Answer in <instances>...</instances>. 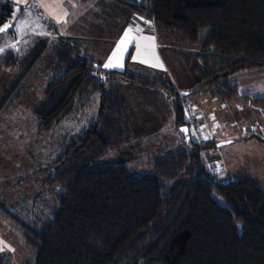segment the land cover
Segmentation results:
<instances>
[{"label":"trees","instance_id":"1","mask_svg":"<svg viewBox=\"0 0 264 264\" xmlns=\"http://www.w3.org/2000/svg\"><path fill=\"white\" fill-rule=\"evenodd\" d=\"M98 3L125 25L138 12L174 44L196 48L194 92L203 90L221 101L250 99L264 108V97L241 95L231 79L243 70L264 71V0ZM14 11L11 1L0 0V28ZM53 32L51 46L43 39L23 59L12 51L0 55L6 69L29 70L40 63L41 72L50 75L39 89H31L36 130L51 131L97 95L98 112L81 132L64 136L59 152L42 169L48 191L56 194L57 206L48 218L33 214L32 224H26L20 217L30 219L27 210H0L20 227L29 254L23 264H264V182L224 179L211 169L203 154L219 141L200 143L186 136L187 148L152 157V170L141 176L124 163L98 160L135 135L121 80L164 89L177 124L190 127L185 93L164 80L105 69L106 53ZM0 91L1 113L14 96ZM252 136L263 140L243 137ZM41 197L31 201H47L48 208L51 199ZM8 261L7 254L0 255V264Z\"/></svg>","mask_w":264,"mask_h":264},{"label":"rangeland","instance_id":"2","mask_svg":"<svg viewBox=\"0 0 264 264\" xmlns=\"http://www.w3.org/2000/svg\"><path fill=\"white\" fill-rule=\"evenodd\" d=\"M8 1L15 5V11L11 21L7 22L11 26L6 31L0 32V49H2L0 55L12 51L16 53L18 59L25 58L43 39H48L51 46L56 38L54 29H57L59 35L63 37L83 39L94 53L107 54L123 26L122 20L117 15L111 16L103 11L98 3L99 0ZM42 4L45 6H41ZM48 6L55 9L54 14ZM20 8H23L21 14ZM61 17L66 22H57ZM141 17L143 15L136 12L134 19L131 20H139ZM21 21L24 22L22 26H20ZM146 22L147 25H154L153 20L149 18H146ZM134 24L138 25L136 22ZM155 30L161 41H170L165 35L160 34L157 28ZM163 53L166 58L172 55L166 48L163 49ZM196 53V48L179 45L178 58L182 59V64L181 69L175 71H181L179 76L182 75L183 79L191 73L195 75L193 65ZM39 64L29 70L26 67L10 70L0 64V89L3 90L4 97L10 91H13L11 93L14 96L0 113V210H6L4 207L12 212H16L18 208L27 210L31 214L30 219L26 216L20 217L26 224H32L33 214L43 212L48 218L50 211L57 206L56 194L54 197L48 191L45 172L42 169L59 152V144L62 143L64 136H74L81 132L98 112L99 96L97 95L86 104V107L79 108L74 116H69L47 133H39L36 130L31 108L35 95L31 89H39L42 79L46 80L50 76L41 72L43 66ZM145 74L155 77L154 73L145 72ZM262 74L264 71L243 70L233 74L231 79L239 84L238 91L241 95L247 93L246 95L250 97H264V77L260 76ZM139 84L135 85L139 87ZM194 86L196 87L197 84L195 83ZM194 90L195 88L184 94L183 99L185 103L190 101L195 105L197 112L194 113L200 114L198 119L203 123L206 133L213 134L214 139L206 142L226 140H221L220 137L223 135L232 136L228 137L232 142L210 147L204 152L203 158L206 164L209 157L215 158L219 165L214 171H219L224 179L244 176L264 182V108L252 103L250 99L221 101L214 99L209 92L203 90L194 92ZM141 91L136 92L135 97L132 93L134 98L132 101L128 99L135 135L98 157L99 161L110 164L124 163L137 176L152 170V157L187 148L185 133L175 121L170 108L171 98L168 101L170 104H165L159 92ZM203 95L206 104L201 100ZM38 96L41 97V94ZM205 107L211 108L207 110L210 115L205 112ZM188 117L187 111L185 118ZM207 128L210 131H207ZM193 132L190 126L189 136L192 137ZM246 135H259L263 140L254 136L243 137ZM37 196H42L40 200L46 197L51 199L48 208L47 201L38 203L31 201L32 197ZM218 200L221 204H225L220 197ZM33 202L37 203L36 207ZM13 221L11 217L6 218L0 212V242H2L0 255H8V264H23L29 259L28 248L22 238L20 227ZM34 226L40 228L39 224Z\"/></svg>","mask_w":264,"mask_h":264},{"label":"crops","instance_id":"3","mask_svg":"<svg viewBox=\"0 0 264 264\" xmlns=\"http://www.w3.org/2000/svg\"><path fill=\"white\" fill-rule=\"evenodd\" d=\"M143 17L139 18V20H131L132 22L130 21L131 23L129 22L126 25H124V23H123V26H121L120 32L118 33V36L115 38L113 44L109 48L110 50L106 54L103 66L108 62L109 57L112 56L113 51L116 49L117 42L122 37L124 31L127 30L129 27L133 28L134 31L132 34L134 36L154 37V44L152 45V49H151L152 55H143V56L137 57L135 42H133V43L127 45L126 50L123 53L119 54L120 60L122 63V67H112V68H105L104 67V68L108 69V70H124V69H127L130 73H133L135 75H141V76H147L145 74V72L154 73V75H155L154 78H152L150 76H147V77L155 79V80H164V81L174 85L182 93L186 94L187 92H190V90L195 88L194 84L195 83L197 84V82L195 80L196 79L195 75L193 73H191V75H189L186 79H183L182 75H181V77L179 76V74L182 72L179 70L175 71V69H181V64H182V59L178 58L179 57L178 56L179 45H175L168 40L167 41H161L159 39V36H158L156 30H155L156 29L155 24L153 26H151L152 24H149V25H147L148 23L145 24L146 18L144 17L145 19H143ZM132 19H134V18H132ZM134 22L138 23V25H135ZM136 29H142L143 31L139 32V31H136ZM142 43H145V42L142 41ZM164 48H166L168 50V52L172 54L171 56L168 55L167 56L168 58H166V56L163 53ZM131 49H133L132 56H131L129 63L126 64V59L129 55V52ZM133 57H137V58L133 59ZM142 60H147L148 62L147 63L141 62ZM152 64L162 65V67L161 66H155L154 67V66H151ZM131 68H132V70H130ZM164 76H165V78H162ZM260 76L264 77V74H262ZM135 84H139V83L138 82H131L128 80H121L120 81V88H121V91H122L126 101H127L128 107H129V100L132 101L134 99V98H132L133 97L132 93L134 94V97H135V93L141 91V89H143L142 91L147 90V92H159L158 94H160V97L163 100V102L165 104H170L168 102L169 97H168L167 93L164 92L165 91L164 89H163V91L160 88L159 89H151V88H155V87H148V86L143 85L141 83L139 84L140 86L137 87V85H135ZM238 86H239V84H238ZM244 94H247V93H244ZM214 99H216V98H214ZM197 100H199V99H197ZM201 100H203L204 103L206 102V98H204V95L201 97ZM170 106H172V104H170ZM170 108L172 109V114L174 117L173 108L172 107H170ZM210 109H211L210 107L208 109H206V107H205L204 110H206L205 112L208 113V111ZM129 112H130V110H129ZM211 117H214V116H211ZM206 130L210 131L209 128H207ZM228 137H232V136L231 135H228V136L223 135L220 138L222 140V139H228Z\"/></svg>","mask_w":264,"mask_h":264},{"label":"snow or ice","instance_id":"4","mask_svg":"<svg viewBox=\"0 0 264 264\" xmlns=\"http://www.w3.org/2000/svg\"><path fill=\"white\" fill-rule=\"evenodd\" d=\"M45 6V5H41ZM50 9L53 11V14L55 13V9L52 8L51 6ZM56 7H59V5H56ZM64 16H67V13H64ZM57 22H66L63 20V17L57 20ZM23 21H21V25H23ZM147 23V22H146ZM7 27L9 25H6L4 28H0V32L6 31ZM133 28L129 27L127 30L124 31L122 37L119 39V41L116 44V49L113 51L112 56L109 57L108 62L104 65L105 68H112V67H122V63L120 60L119 54L123 53L126 50L127 45L135 42V47H136V52H137V57L143 56V55H152V45L154 44V37H143V36H134L133 33ZM136 31L142 32V29H136ZM145 42V43H142ZM2 51V49H0ZM137 57H133V59H136ZM141 62L147 63V60H142ZM151 66H161L158 64H152ZM214 118V117H213ZM182 131H186L185 129H182ZM2 243V242H0Z\"/></svg>","mask_w":264,"mask_h":264},{"label":"built area","instance_id":"5","mask_svg":"<svg viewBox=\"0 0 264 264\" xmlns=\"http://www.w3.org/2000/svg\"><path fill=\"white\" fill-rule=\"evenodd\" d=\"M193 108V109H192ZM195 109V110H194ZM187 111L189 112L188 120L190 122L191 128L194 130L192 134V139L196 142L204 143L206 140L214 139L212 133L207 134L205 128L203 127V123L199 121L200 114L197 115L194 113L196 111V107L192 102H188ZM197 112V111H196ZM197 116V118H196ZM200 122V123H199ZM208 165L211 169L216 170L218 168V163L215 158H208Z\"/></svg>","mask_w":264,"mask_h":264},{"label":"water","instance_id":"6","mask_svg":"<svg viewBox=\"0 0 264 264\" xmlns=\"http://www.w3.org/2000/svg\"><path fill=\"white\" fill-rule=\"evenodd\" d=\"M6 25H9V27L11 26L10 23H7ZM6 25H4L3 28H4ZM9 27H7V28H9ZM182 129H185V130H186V131H184V133H185V136L188 137V136H189V127H188V126H185V127H182ZM230 142H232L231 139L222 140V141H219V142L217 143V146H221V145H224V144H228V143H230Z\"/></svg>","mask_w":264,"mask_h":264}]
</instances>
